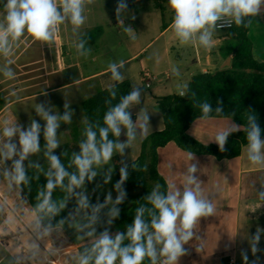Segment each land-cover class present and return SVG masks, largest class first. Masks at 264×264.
<instances>
[{
  "label": "clouds",
  "instance_id": "obj_1",
  "mask_svg": "<svg viewBox=\"0 0 264 264\" xmlns=\"http://www.w3.org/2000/svg\"><path fill=\"white\" fill-rule=\"evenodd\" d=\"M94 0H0L3 14L0 15V56L7 58L14 44L26 33L37 41L45 44L52 43L58 32V26L65 22L73 26L78 32L84 25L86 17L84 8L86 3L92 4ZM168 5L174 13L173 31L181 45L197 42L204 48L212 44L213 34L217 29L244 23L245 18L257 16L264 8V0H168ZM126 0H118L116 19L123 25L122 13L127 10ZM124 31L132 40L136 39L134 29L125 27ZM86 41L80 39L77 51L81 56H87L90 49L85 48ZM158 62V61H157ZM11 61L6 60L5 66L0 69L5 78H13L15 73L9 66ZM123 62L109 65L113 81L122 82ZM175 75L179 70L172 69ZM115 83L109 86L111 99L116 98ZM187 86H185L186 88ZM185 91L180 96H185ZM111 103V101H106ZM141 103V91L133 88L127 95L120 97L118 103L108 108L103 117V125L88 123L84 129L85 139L79 143V151L72 153L68 167H75V171H68L60 157L54 154L60 146L58 129L61 124H71L73 110L65 102L64 112H54L46 109L43 104H36V114L45 122L42 126L37 120H31L27 128L17 122L9 124L6 120L2 127L4 141L0 144V161L5 164L11 161L10 167L3 168V176L7 179L9 187L29 185L30 179L27 168L41 167L37 161L30 157L43 152L49 167L43 175L46 184L38 189L33 218L30 228L36 240H43L57 230H62L67 223L74 228L77 239L84 240L82 251L76 259V264H142L145 258L150 264H178L180 257L186 254L184 245L195 236V228L202 218L214 215L215 208L210 199L201 195V185L198 177L194 175L198 168L192 163L187 170L186 180L182 189L170 185L165 194L156 185L145 197L151 207L141 206L136 209L132 223L124 232L111 235L107 229L97 235L96 225L102 209L110 205L107 212V223L110 225L119 217L118 205L123 203L126 192L122 185L128 178V165L120 167V179L115 184L118 193L115 200L109 194L104 203L90 204L89 197L84 190L85 181L91 182L98 171L109 164L114 154L123 156L125 150L130 148L138 138L146 137L149 132V115L144 109L137 114L133 122L130 109ZM213 109L209 102L200 104L201 119H208L209 114L215 111L222 114V102L217 101ZM94 128L98 129L97 131ZM241 130L235 123L216 133L213 138L221 152L225 150L227 138L233 132ZM126 135V141L119 138ZM41 132L43 134V149L40 144ZM262 129L254 112L247 115V157L253 164L264 163V139H261ZM116 139H109V134ZM18 137V143L14 138ZM63 154V153H62ZM190 158L195 159L190 153ZM27 161V165L26 162ZM133 169L135 165L132 164ZM99 169V170H98ZM112 169H108L105 182L111 179ZM39 179V177H37ZM67 180V183L65 181ZM59 187L67 193L65 199L57 202L53 200V191ZM79 190V191H77ZM264 199V191L259 193ZM75 198L76 209L66 219L53 224L52 221L62 210L70 198ZM149 219H146L145 216ZM261 230L252 237V251H256V244L260 240ZM129 243L125 244L124 241ZM33 248L39 245L33 243ZM246 259V257H245Z\"/></svg>",
  "mask_w": 264,
  "mask_h": 264
},
{
  "label": "crops",
  "instance_id": "obj_2",
  "mask_svg": "<svg viewBox=\"0 0 264 264\" xmlns=\"http://www.w3.org/2000/svg\"><path fill=\"white\" fill-rule=\"evenodd\" d=\"M137 1L139 2L138 7H135V10L130 8L131 13L136 15L133 16V21L144 24L147 19L152 18L155 25H160V29L152 39L123 60H136V72L122 81H128L131 90L135 87L140 89L141 103L129 111L133 122L136 121L141 109L148 113L150 125L147 135H149L163 129L162 115L157 106L160 97L180 95L194 75L211 73L223 68L226 59L231 58V54H228L230 47L227 31H215L212 44L207 49L200 46L198 41L181 45L173 31L174 13L172 10L170 9L169 22L164 23L163 15L157 13L156 4L150 3L149 0ZM160 20L161 23H159ZM130 24L133 27V22ZM134 35L137 37L139 31L134 29ZM247 37L252 45V57L264 63V8L257 16L248 18ZM157 39H162V44L159 50L154 52L153 61L141 58L146 48ZM63 68L60 67V69ZM173 68L179 70V75L173 73ZM145 73H148L147 78L143 76ZM165 80L169 81V84L163 83ZM155 82L158 83L157 92L152 93L149 89ZM174 82H183L185 86L179 90L178 94L174 92L163 94V91L168 87L171 88ZM114 83L117 84V82H112L110 85ZM233 123L235 122L230 118H208L206 120L196 118L186 132L203 145L216 146L213 137ZM144 138L134 141L131 147L125 150L123 156L119 154L114 156L122 164L135 161L140 154L141 142ZM119 139L126 141L123 131ZM261 139H264V135ZM3 141L4 137L1 134L0 144ZM14 142L18 143V137L14 138ZM247 148L248 144L241 147L238 156L222 160H217L210 155L196 154L193 160L190 158V153L181 150L173 142L157 149V172L165 181L167 191L170 185L182 189L187 170L192 163H195L198 171L194 175L198 177L201 185V195L210 199L215 208L214 215L202 218L197 224L194 230L195 236L184 245L187 251L180 257L178 264H224L229 258H232L235 264H264V199L259 196V193L264 191V163L257 165L250 162L247 157ZM0 162L3 163V161ZM2 171L0 167V175L4 177ZM8 191L7 189L0 192V248L3 249L4 245H7L10 249L18 247L20 249L26 243L1 241L4 239L2 234H5L4 232L14 224L13 222L19 224L17 219H24L27 212L22 209L25 203L20 201L18 191L15 194ZM9 199L13 205L7 203ZM30 214L33 217L32 211ZM7 218H9L8 222H6ZM258 230H261L260 240L254 252L251 246L252 237ZM7 257L6 252L0 255V264L4 263ZM162 261L163 258H161V264Z\"/></svg>",
  "mask_w": 264,
  "mask_h": 264
},
{
  "label": "rangeland",
  "instance_id": "obj_3",
  "mask_svg": "<svg viewBox=\"0 0 264 264\" xmlns=\"http://www.w3.org/2000/svg\"><path fill=\"white\" fill-rule=\"evenodd\" d=\"M149 1L156 4L157 13H161L163 22L168 23L170 19L168 0ZM126 3L127 10L122 13L123 25L118 24L116 19L118 0H94L92 4L86 3L84 8L86 20L78 32H74L73 26L65 22L58 26L54 42L48 44L37 41L26 33L14 44L12 52L7 58L0 56V69L5 66L6 60H8L11 61L9 66L15 73L14 77L9 79L0 72V133H2L3 123L6 120L9 124L17 121L25 129L33 119L43 126L45 122L35 112L36 104H43L46 109L51 108L54 112L63 114L64 104L67 102L74 114L71 124L62 123L58 129L59 147H66L71 153L79 151L78 145L82 139H85L84 129L87 126L82 115L81 102L115 82L111 76L110 64L123 62L124 66L120 69L123 80L136 72V60H123L152 39L160 29V25H155L152 18L147 19L144 24L139 21L134 22L133 16L136 15L131 13L130 8L135 10L139 2L126 0ZM2 14L3 11L0 15ZM131 22L134 24L132 28L139 31L135 40H132L129 34L124 31V28L129 27ZM96 27L101 29V35L93 43H85V48L90 49L87 56L79 55L77 43L87 31ZM161 44L162 39H157L146 48V52L142 54L141 58L152 62L153 54L159 50ZM60 67L64 68L60 69ZM163 83L169 84V81L165 80ZM157 84L153 83L149 89L152 93L157 92ZM184 86L183 82H174L171 88L168 87L163 91V94L170 92L178 94ZM40 142L44 143L42 132ZM42 159H44L43 152L30 157V160L41 164L39 169L35 168L36 171H42L49 166V162ZM25 163L27 165V161ZM5 166L10 167L11 161H6L5 164L0 162L2 169ZM109 168L112 169L111 179L105 182ZM116 183L115 171L110 161L98 171V175L91 182L85 181L84 190L89 197L90 204L104 203L109 194L115 200L118 195L114 187ZM146 183L150 185L147 171ZM7 189L11 194H15L16 191H19V186L10 188L7 179L0 175V192ZM142 192L143 189H135L128 194L136 195ZM7 203L13 205L10 199L7 200ZM76 207L70 208L71 213H74ZM1 208L3 209L2 206ZM109 208L110 205L102 209L100 213L96 225L97 235L105 229L112 234L111 224L106 222ZM22 209L28 212L25 213V218L17 219V217L19 224L13 222L11 228L9 227L4 232L5 234H2L4 239L1 241L4 243L5 241L9 243L21 241L26 244L20 249L19 247L10 249L7 245H4L3 249L0 248V255L5 252L8 255L2 264H76L75 258L79 256L86 243L84 240L77 239L76 230L66 225L62 230L53 232L43 240H36L29 226L33 218L30 214L32 210L28 203L23 204ZM9 218L6 219V222L9 221ZM34 241L39 245L38 249L33 248ZM116 264L118 263L116 262Z\"/></svg>",
  "mask_w": 264,
  "mask_h": 264
},
{
  "label": "trees",
  "instance_id": "obj_4",
  "mask_svg": "<svg viewBox=\"0 0 264 264\" xmlns=\"http://www.w3.org/2000/svg\"><path fill=\"white\" fill-rule=\"evenodd\" d=\"M2 11L3 6L0 5V12ZM247 31L248 18H245L244 23L241 25L234 23L233 27L227 31V40H229L228 45L230 47L228 54H231L228 66L211 73L194 75L189 81L185 89L186 94L183 97L168 95L158 99L157 106L162 115L163 129L147 135L141 142L138 158L127 163L129 174L122 185L126 197L123 203L118 205L120 215L111 224V235L126 231L134 219L137 208L142 205L151 207L145 197L156 185H160L161 192L167 193V185L157 172V149L173 142L178 148L188 153L210 155L217 160L234 158L240 154L241 147L248 144L247 115L249 111L256 114L257 121L262 129L261 137L264 135V63L258 62L252 57V45L247 37ZM100 35L101 29L96 27L87 31L81 39L93 43ZM115 85V99H111L108 87L97 91L81 102L80 107L86 124L95 125L98 123L100 126H104L103 117L108 108L114 106L119 102L120 97L131 91L128 81H122ZM109 100L111 103H106ZM206 101L212 105L213 109L218 106L217 101L222 102V114L213 111L209 114V118H230L242 128L229 135L223 152L220 151L218 146L199 143L186 132L189 125L196 118H201L202 111L199 105ZM94 130L98 134V129L94 128ZM109 139L114 140L115 137L110 133ZM40 144L43 149L44 143L40 142ZM54 154L60 157L68 171H75L74 166L68 167L72 159V153L69 149L58 147L54 150ZM111 161L118 182L120 179L119 170L123 164L115 156L112 157ZM132 164L136 166L135 169H133ZM48 167L42 171L27 168L30 183L29 185L19 186L20 201L28 203L32 213L37 203L35 199L37 191L46 184L43 173L47 171ZM146 171L148 172L150 185L146 183ZM65 183H67V180ZM135 189H143V192L136 195L128 194ZM66 196L67 193L59 187L52 194L53 200L57 202L65 199ZM74 206L77 205L73 197L67 201L65 209L53 219L52 223L55 224L61 219H66L71 213L70 208ZM145 218L149 219L147 214ZM107 219L106 215V222ZM66 225L68 224L66 223L64 226ZM124 243L127 244L129 241L125 240ZM117 263L119 264V260H117ZM142 264H150V260L145 258Z\"/></svg>",
  "mask_w": 264,
  "mask_h": 264
},
{
  "label": "built area",
  "instance_id": "obj_5",
  "mask_svg": "<svg viewBox=\"0 0 264 264\" xmlns=\"http://www.w3.org/2000/svg\"><path fill=\"white\" fill-rule=\"evenodd\" d=\"M234 25V22L231 24V26H224V27H221L219 29H217L218 31H228L229 29H231ZM144 78H147L148 77V73H145L144 75ZM146 86H148V84L146 83ZM224 264H235L234 263V260L232 258H229Z\"/></svg>",
  "mask_w": 264,
  "mask_h": 264
},
{
  "label": "water",
  "instance_id": "obj_6",
  "mask_svg": "<svg viewBox=\"0 0 264 264\" xmlns=\"http://www.w3.org/2000/svg\"><path fill=\"white\" fill-rule=\"evenodd\" d=\"M229 63H230V57H228V58L226 59V62H225V64L223 65V67H226V66H228V65H229Z\"/></svg>",
  "mask_w": 264,
  "mask_h": 264
},
{
  "label": "flooded vegetation",
  "instance_id": "obj_7",
  "mask_svg": "<svg viewBox=\"0 0 264 264\" xmlns=\"http://www.w3.org/2000/svg\"><path fill=\"white\" fill-rule=\"evenodd\" d=\"M19 202V201H18Z\"/></svg>",
  "mask_w": 264,
  "mask_h": 264
}]
</instances>
